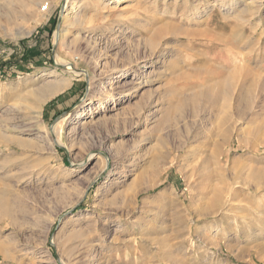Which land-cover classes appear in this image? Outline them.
<instances>
[{"label": "rangeland", "instance_id": "1", "mask_svg": "<svg viewBox=\"0 0 264 264\" xmlns=\"http://www.w3.org/2000/svg\"><path fill=\"white\" fill-rule=\"evenodd\" d=\"M112 1L0 0V264H264V0Z\"/></svg>", "mask_w": 264, "mask_h": 264}, {"label": "bare ground", "instance_id": "2", "mask_svg": "<svg viewBox=\"0 0 264 264\" xmlns=\"http://www.w3.org/2000/svg\"><path fill=\"white\" fill-rule=\"evenodd\" d=\"M122 0H113L112 2H121ZM66 3H68V0H66ZM86 39H84V37L83 36H81L80 34H78L75 38H74V40L71 42L72 44H74V45H77V44H79V43H81V42H83V41H85ZM96 41H95V44H94V46H98V45H101V44H107L108 46L110 45V44H108L109 42H107L106 40H104V38H99V39H95ZM109 41V40H108ZM116 44V43H115ZM93 45H91L90 44V41L87 43V45H86V51H87V53H88V55H91V54H93V52H94V50H93V47H94ZM107 46V47H108ZM111 47V46H110ZM110 49V48H109ZM58 56V58H59V61L60 62H63V63H65V65H66V69L67 70H69L70 72H72V78H74V77H79V76H82V75H87V73L86 72H84V71H80V70H78L76 67H74V66H72L71 65V63H69V62H71V61H67L66 59H63V58H60L59 57V55H57ZM59 73V71H56V70H52V71H44V73L42 74L43 76H46V75H55V74H58ZM126 74V71H124V73L123 74H121V75H125ZM63 84L61 85V83H60V85H61V87L59 88V90H62V89H64V88H66V87H68L69 85H70V83H71V79H68V80H63ZM91 84H94V82H91ZM94 87H90L89 88V96L87 97V99H85V104L84 105H87V104H90L91 102H92V98H93V94H92V92H93V89ZM52 94H55V92H53ZM49 97V96H48ZM114 98H116L113 94H110L109 96H108V99L106 100L107 102L108 101H111V100H113ZM41 101H43V100H41ZM40 104V103H39ZM38 107H39V105H38ZM36 108V107H35ZM10 112V111H9ZM83 114H84V110H83V108L82 109H80V110H78L77 112H76V114H75V116L74 117H72L71 118V120H70V122L69 123H72V122H74L75 121V118L76 117H81V116H83ZM9 115V114H8ZM63 122H64V119H60L57 123H56V125H55V127H54V130H53V133H52V137H53V139H52V146L54 145V146H56V145H61L62 144V141H61V132H62V127H63Z\"/></svg>", "mask_w": 264, "mask_h": 264}, {"label": "crops", "instance_id": "3", "mask_svg": "<svg viewBox=\"0 0 264 264\" xmlns=\"http://www.w3.org/2000/svg\"><path fill=\"white\" fill-rule=\"evenodd\" d=\"M62 100V99H61ZM61 100H57L53 102L49 108V110L46 111L45 115L52 117L56 114L58 106L62 103ZM61 102V103H60Z\"/></svg>", "mask_w": 264, "mask_h": 264}, {"label": "built area", "instance_id": "4", "mask_svg": "<svg viewBox=\"0 0 264 264\" xmlns=\"http://www.w3.org/2000/svg\"><path fill=\"white\" fill-rule=\"evenodd\" d=\"M48 4H45L42 8H43V10H45V11H47V9H48Z\"/></svg>", "mask_w": 264, "mask_h": 264}, {"label": "water", "instance_id": "5", "mask_svg": "<svg viewBox=\"0 0 264 264\" xmlns=\"http://www.w3.org/2000/svg\"><path fill=\"white\" fill-rule=\"evenodd\" d=\"M60 23H61V19H59V22H58V24H57V29H59V27H60ZM63 114H65V113H63ZM58 118V117H57ZM56 118V119H57Z\"/></svg>", "mask_w": 264, "mask_h": 264}, {"label": "trees", "instance_id": "6", "mask_svg": "<svg viewBox=\"0 0 264 264\" xmlns=\"http://www.w3.org/2000/svg\"><path fill=\"white\" fill-rule=\"evenodd\" d=\"M31 61V60H30ZM34 61V60H33Z\"/></svg>", "mask_w": 264, "mask_h": 264}]
</instances>
